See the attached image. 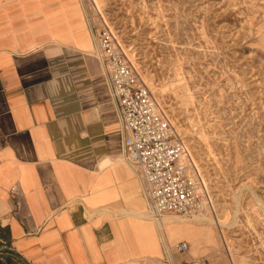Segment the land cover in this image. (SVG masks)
I'll use <instances>...</instances> for the list:
<instances>
[{
	"label": "crops",
	"instance_id": "0c3cea01",
	"mask_svg": "<svg viewBox=\"0 0 264 264\" xmlns=\"http://www.w3.org/2000/svg\"><path fill=\"white\" fill-rule=\"evenodd\" d=\"M122 138L82 0H0L6 263L193 259L185 240L187 251L168 250L173 244L149 216L143 185L121 157Z\"/></svg>",
	"mask_w": 264,
	"mask_h": 264
},
{
	"label": "rangeland",
	"instance_id": "374dc122",
	"mask_svg": "<svg viewBox=\"0 0 264 264\" xmlns=\"http://www.w3.org/2000/svg\"><path fill=\"white\" fill-rule=\"evenodd\" d=\"M95 1L82 0L95 25L104 17L137 73L164 87L155 98L210 191L202 213L236 220L226 235L193 221L194 241L166 229L168 243L227 264L224 235L246 264H264V0H98L99 12Z\"/></svg>",
	"mask_w": 264,
	"mask_h": 264
},
{
	"label": "built area",
	"instance_id": "2783aa9c",
	"mask_svg": "<svg viewBox=\"0 0 264 264\" xmlns=\"http://www.w3.org/2000/svg\"><path fill=\"white\" fill-rule=\"evenodd\" d=\"M86 17L95 53L120 120L123 135L121 157L143 185L149 215L155 219L166 213L189 217L212 209L210 191L167 110L137 73L104 17H101L99 26L87 11ZM167 248L185 252L188 245L179 241L172 246L167 244ZM183 264L209 262L192 259Z\"/></svg>",
	"mask_w": 264,
	"mask_h": 264
},
{
	"label": "bare ground",
	"instance_id": "6f19581e",
	"mask_svg": "<svg viewBox=\"0 0 264 264\" xmlns=\"http://www.w3.org/2000/svg\"><path fill=\"white\" fill-rule=\"evenodd\" d=\"M94 4H95V8L99 12L101 6L98 4V0H96L94 2ZM129 58L131 59V61L133 60L131 56ZM152 80L153 79L150 78L149 75L146 76L145 80L143 79V81L147 83V85L149 86L150 90L155 95V97L159 98V95H157L156 92L157 93L159 92V94H163L164 87L160 86L158 84H153ZM171 123L173 124L172 120H171ZM184 142H185L184 143L185 148L187 150L188 145H189V139L188 140L184 139ZM212 210H213V208H212ZM206 211H208V209ZM202 212L194 214L191 217L180 216V215L179 216H177V215H163L161 218H158V219H155L152 216L151 217L153 219H155V221L157 222L158 225H160V227L162 228L164 233L166 232V229H168L172 232H175L177 235L181 234L188 241L200 240L202 237H204L203 236L204 232H202V230L200 228H198L197 226H195L194 224H191L193 221H205V225L207 226V228H209V229L211 228L214 230L217 229V231L222 232L224 235H226V233L229 232V229L232 227V225L236 221L234 219L235 221L233 220L232 223L224 222L221 219L220 215L216 211H215L216 213L215 212L214 213L209 212V214L208 213H202ZM141 215L139 214V216H141ZM224 235L223 236L221 235L222 239L225 238L224 248L226 249V251L229 250V254L228 253H227V255L225 254L227 257L225 263H227V264H246V261L244 258L237 256V254L232 253V251L230 252V250L232 249V247H231L232 242L228 241L226 239V237H228V236L225 237ZM190 257L193 258L194 256L191 255ZM214 264H218V263L214 262Z\"/></svg>",
	"mask_w": 264,
	"mask_h": 264
}]
</instances>
